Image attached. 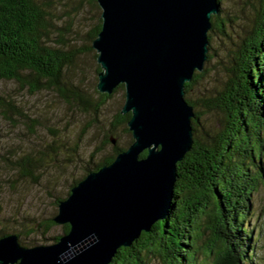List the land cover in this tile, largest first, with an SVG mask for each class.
<instances>
[{
	"label": "water",
	"instance_id": "1",
	"mask_svg": "<svg viewBox=\"0 0 264 264\" xmlns=\"http://www.w3.org/2000/svg\"><path fill=\"white\" fill-rule=\"evenodd\" d=\"M97 90L125 86L122 113L133 141L71 186L53 216L69 224L56 242L24 246L0 237V264H111L172 205L177 163L192 149L195 111L186 83L208 58L219 0H97ZM115 143V138H111ZM146 151L145 156L141 154Z\"/></svg>",
	"mask_w": 264,
	"mask_h": 264
},
{
	"label": "trees",
	"instance_id": "2",
	"mask_svg": "<svg viewBox=\"0 0 264 264\" xmlns=\"http://www.w3.org/2000/svg\"><path fill=\"white\" fill-rule=\"evenodd\" d=\"M77 2L99 7L97 0ZM52 15L41 0H0V79L15 80L31 92L54 90L67 101L73 100L80 109L97 115L108 99L124 91L125 86L120 84L111 94L101 93L96 87L94 95L73 85L68 87L67 71L75 63L78 50L66 42L70 28L58 32V45L50 42L56 26ZM211 20V29L224 31L219 13ZM101 23L100 17L90 32L91 41L100 31ZM208 37L210 41L211 35ZM93 49L92 43L87 46V50ZM233 54L228 79L212 96L201 101L202 106L219 113L218 128L214 133L199 131L202 112L196 110L197 102L185 95L195 111L194 144L177 163L172 205L150 231L142 232L130 246L121 247L111 264H146L145 257L149 254L158 258V264H244L250 257L253 230L246 221L252 214L254 193L264 187L263 12ZM100 69L97 65V71ZM201 74L194 73L193 79L186 83L185 93ZM18 109L13 99L0 94V110L6 118ZM130 117V112L120 110L113 126L124 125L125 131L132 134L127 125ZM106 139L111 140L108 135ZM132 141L133 138L129 143ZM126 148L114 144L113 154L88 168L82 178L113 161ZM146 154L144 151L141 156ZM31 164L29 156L16 161L22 170H28ZM2 211L0 196V226ZM55 225L51 217L46 228ZM69 229V224H63V233ZM8 233L0 227V237ZM61 235L53 240L56 242Z\"/></svg>",
	"mask_w": 264,
	"mask_h": 264
},
{
	"label": "rangeland",
	"instance_id": "3",
	"mask_svg": "<svg viewBox=\"0 0 264 264\" xmlns=\"http://www.w3.org/2000/svg\"><path fill=\"white\" fill-rule=\"evenodd\" d=\"M50 8L55 22L51 43L58 45V32L70 28L66 42L78 53L67 71L68 87H78L94 95L98 82L96 50L91 45L90 32L101 17V8L77 0H41ZM219 12L222 28L210 29L208 57L202 73L187 98L197 102L202 112L201 126L214 133L219 113L202 106V99L212 96L228 79L233 52L242 37L254 26L258 15L264 13V0H221ZM0 94L14 100L19 107L5 117L0 110V196L3 206L1 229L19 233L24 246L55 242L63 234V224L46 228L47 220L58 212L59 199L66 198L71 186L113 154V145L128 147L132 134L124 125L114 127L125 92L118 91L95 115L67 101L59 92L43 89L31 92L11 79H0ZM22 112V113H20ZM109 138H115V143ZM29 156L31 166L22 170L16 166L20 157ZM251 215L246 221L253 230L250 257L244 264H264V187L253 195ZM150 255V254H149ZM145 257L146 264H158V258Z\"/></svg>",
	"mask_w": 264,
	"mask_h": 264
}]
</instances>
